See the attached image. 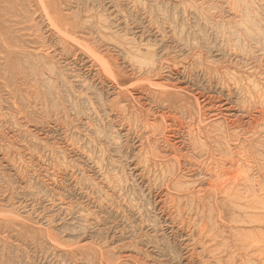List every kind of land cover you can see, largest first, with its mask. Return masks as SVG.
Masks as SVG:
<instances>
[{"label": "rangeland", "instance_id": "374dc122", "mask_svg": "<svg viewBox=\"0 0 264 264\" xmlns=\"http://www.w3.org/2000/svg\"><path fill=\"white\" fill-rule=\"evenodd\" d=\"M0 264H264V0H0Z\"/></svg>", "mask_w": 264, "mask_h": 264}]
</instances>
